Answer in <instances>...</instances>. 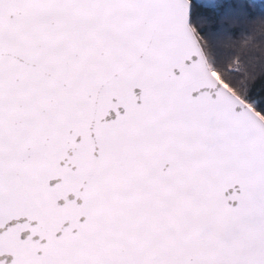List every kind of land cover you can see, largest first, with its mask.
I'll list each match as a JSON object with an SVG mask.
<instances>
[{"label":"snow or ice","instance_id":"6c2138e0","mask_svg":"<svg viewBox=\"0 0 264 264\" xmlns=\"http://www.w3.org/2000/svg\"><path fill=\"white\" fill-rule=\"evenodd\" d=\"M254 20L0 0V264H264V74L235 44Z\"/></svg>","mask_w":264,"mask_h":264},{"label":"trees","instance_id":"16d2710c","mask_svg":"<svg viewBox=\"0 0 264 264\" xmlns=\"http://www.w3.org/2000/svg\"><path fill=\"white\" fill-rule=\"evenodd\" d=\"M249 3L251 4V11L255 14V20L252 22V32L251 34L241 32L235 38V44L244 45L247 43L251 46V51L259 54L254 61V70L258 74H264V63L261 62L264 58V13H262L258 1L249 0ZM230 23L233 27L238 26L234 22L230 21Z\"/></svg>","mask_w":264,"mask_h":264},{"label":"rangeland","instance_id":"374dc122","mask_svg":"<svg viewBox=\"0 0 264 264\" xmlns=\"http://www.w3.org/2000/svg\"><path fill=\"white\" fill-rule=\"evenodd\" d=\"M256 1H258V3H259V0H256Z\"/></svg>","mask_w":264,"mask_h":264}]
</instances>
